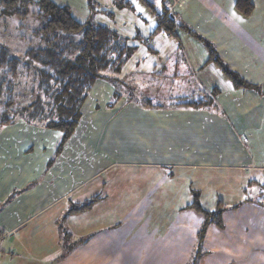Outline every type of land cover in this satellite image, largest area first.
<instances>
[{
  "label": "crops",
  "instance_id": "crops-1",
  "mask_svg": "<svg viewBox=\"0 0 264 264\" xmlns=\"http://www.w3.org/2000/svg\"><path fill=\"white\" fill-rule=\"evenodd\" d=\"M235 2L236 0H211L212 8L209 10L204 6V10H201L199 0H172L171 9L181 10L182 13L176 17L181 26L187 29L190 22L185 15L188 19H193L191 27L197 32L193 33L216 47L220 61L252 85V88H236L222 69L210 62L205 44L186 30L177 31L175 36L168 34L164 41L170 46L178 44L182 48L188 42L196 47L197 43L204 46L206 51L184 49L185 68H180L177 63H170L182 51H168L170 53L166 55L165 64H160L159 67L162 68L160 79L173 84L174 88L175 82L190 78L189 97L196 98L199 95L200 100L207 103L198 108L183 109L185 107H180L177 101L189 102L188 98L177 93L173 96L175 98H171V106L168 107L143 109L134 104L132 108L144 116V125L168 130V123L162 121V118L170 115L175 120V133L166 135L163 139L165 143L162 140L157 143L153 137L144 135L143 142L148 147L149 155L143 164L136 165L135 162L131 163L132 166L126 165L127 163L118 162L113 156L103 153H100L103 158L99 159V97L103 95L102 87L106 85L108 87L104 96L108 100L115 92V88L106 81L96 82L83 106L81 122L89 126L88 131L81 130L80 134H75L57 158L55 150L61 143L58 131L27 124L21 119L14 125L0 127V264L117 263L113 259L119 258L120 247L145 249L142 255L135 251L129 262L141 261V257L147 255L145 261L152 263L157 257L149 259L151 248L167 249L180 243L174 228L178 225L176 217L193 208H189L190 204L185 206L181 202L176 204L173 201L169 204L173 194L167 191L148 194V198L154 195L152 199L163 200L167 205L159 213L152 211V204V207L144 209L143 223L137 217L139 213L136 208L126 210L127 215H124L127 216V227L129 230H136L133 239H119L122 236L119 234L126 230L121 226L111 227L108 219L112 215L110 211L108 216L101 214L99 222V203L103 202L102 198L91 210L71 213L75 207L99 196V189L108 182V178L104 183L100 182L99 177L105 173L114 171V174L128 167L163 168L186 174L189 182L198 170L218 169L239 174L243 172L257 183L258 177L264 174V50L255 40L260 44L264 38L260 39L254 33L252 18L241 19L246 27L241 38L247 40L241 51L221 49L211 37L212 34H219L225 38L228 33L231 36L238 33V30L232 29L234 14L237 12L234 9ZM206 27L208 31L205 30ZM157 54L162 56V51H157ZM158 66L156 64L149 68V75L159 73ZM211 94L214 96L213 100ZM202 96H206V99ZM130 100L133 101L127 97L125 102ZM121 104L123 106L120 109L126 107L124 101ZM156 109L158 111H152ZM151 116L156 117V120L151 119ZM133 142L136 143L131 139L130 143ZM229 153L233 154L232 157H229ZM252 173L255 175H251ZM181 174L175 176L172 173L169 177L183 179ZM109 178L113 182L114 178ZM98 182L99 187L94 185ZM152 217H158L157 222H153ZM138 220L139 227H131ZM210 228L225 232L224 227L211 225ZM241 233L237 232V239ZM109 235H115V238L103 239ZM197 241L195 248L200 250L206 237L201 242L199 238ZM258 249L259 247L251 248L250 257L238 256L231 258L233 260L219 254V257H223H220V261L216 257V262H262L264 258L262 252L258 255ZM209 252L213 253V250L209 248Z\"/></svg>",
  "mask_w": 264,
  "mask_h": 264
},
{
  "label": "rangeland",
  "instance_id": "rangeland-1",
  "mask_svg": "<svg viewBox=\"0 0 264 264\" xmlns=\"http://www.w3.org/2000/svg\"><path fill=\"white\" fill-rule=\"evenodd\" d=\"M29 1V5H26L27 8L20 7L24 13L26 10L25 16L9 14L0 4V53L2 51H9L11 56L22 58L28 49L43 45L40 30L44 26V21L39 19L42 13L37 4L39 0ZM52 1L60 6L69 7L77 21L107 26L118 33L120 37L126 39L130 47H136L135 51L137 52L123 69L120 76L121 80L116 87L114 86L117 91L119 90L123 94L121 100L111 108L109 104L113 100L115 92L111 95L110 100L104 96L108 85L102 87L103 95L100 93L99 159L103 158L100 154L103 153V155L113 156L118 162L127 163L126 165L132 166L131 163L135 162L136 165L143 164L146 156L149 155L147 152L148 147L143 142L144 135H147L149 138L153 137L157 143L160 140L165 143L163 140L165 136L175 133L173 129L175 128V120L174 116L170 115L162 118V121L168 123V130H161L159 126H147L144 125L146 122L143 114L132 107L135 106L134 104L141 107L140 104L144 100L151 101L154 105L168 107L171 106V98H175L173 96H176L177 93L186 96L189 102L191 100L192 102L203 101L200 100L199 95L196 98L189 97V94H191L190 78L175 82L176 88H173V84H167L160 79L162 68L159 69V67L160 64H165L166 55L170 53L168 51H182L180 54L174 56L170 63H177L180 68H185L183 53H186L185 51L188 49H194L195 51L203 49V51H206L205 47L203 46V48L197 43L195 44L196 47H192L186 41L187 45L186 47H182V49L178 44L177 46H170L164 41V37L169 34L168 29L173 30L176 27L177 32L183 30L181 27H184L188 31L187 27L181 26L176 17L182 13L181 10L179 8H172L174 11L171 13L172 0H129L131 4L126 8L117 7L115 0ZM199 1V5L201 6H198L199 9L204 10V6L209 10L212 8L210 5L211 0ZM251 3L254 8L250 15H246L236 8L237 0L234 3V9L237 12L234 14L235 20L232 29L238 30L235 36H231L230 33L225 38L219 34L211 35L221 49L241 51V47L246 46L247 40L241 38V34L246 29L241 19L252 18V25H255L254 33H256L257 37L260 36V39L264 38V0H253ZM159 16H162V21H159ZM185 17L190 22L187 25L190 33H197L191 27L193 19H188L186 15ZM168 18H171V23L166 21ZM160 23L164 25V29L162 30L158 29ZM205 30L208 31L207 27ZM200 32L203 33L202 31ZM199 38L202 37L199 36ZM255 42L264 50V40L260 44L258 40H255ZM214 50H217L216 47ZM157 51H162V56H158ZM156 64L159 65L158 69L160 72L157 73L158 75H149V71L147 70ZM129 80L130 83L128 84ZM107 83L112 85L109 81ZM127 97L132 98L133 101L130 100V103L125 102ZM202 97L206 99V96ZM211 98L213 100L214 96L212 95ZM44 99L40 103H43L45 107L46 101ZM123 101L126 107L120 109L119 107L123 106L121 104ZM177 102V104H180L182 101ZM152 111H158V109ZM40 119L43 124H46L52 118ZM151 119L156 120V117L151 116ZM81 123L76 129L77 132L75 131V134H80L81 130L88 131L89 126ZM128 134L130 135L128 136ZM131 139H134L136 143H130ZM232 155V153H229V157H232ZM157 159L161 160L160 157H157ZM92 170L94 171V169ZM113 172L105 173L101 178L99 177L102 183L107 181L106 179L108 178L106 185L102 189H99V196L103 201L99 203V222L101 214L108 216L107 213L110 211L112 215L108 219H110L109 223L111 227L118 228L121 226L123 230H126L119 234L122 235L119 238L120 240L133 239L136 231L135 229L129 230L127 227L126 210L132 209L131 207L136 208L139 213L137 217H140L139 219L143 223L144 209H148L152 204V211L159 213L167 205L163 200L152 199L156 193H160L159 191H163V193L167 191L173 194L172 199L169 200V204L174 201L176 204L181 202L186 206V204L191 205L195 203L197 199L204 210L213 212L223 211L222 226H224L225 232H220L216 228H208L205 234L206 242L198 250V247L195 248V246L198 244L197 239L201 238L199 233L202 226H204V218L194 209L185 210L176 217L178 225L174 226L175 234L180 243L173 244V246L167 249L165 247L151 248L152 254L149 259L157 257L152 263L145 261L147 255L141 257V261L129 262L130 257L133 256L135 251H139V254L142 255L145 249L120 247L119 258L113 259L117 263L103 261L100 264H217V258L220 261V257H223L221 255L219 257V254L225 255L230 260L238 256L249 255L250 257L249 250L253 247H259L258 255L262 252L264 258V174L258 177L256 183L250 177L243 174V172L239 174L234 171L218 169L198 170L189 182L186 174L171 172L169 169L163 168L158 170L145 169L144 167H128L118 170L114 174ZM172 173L175 176L181 174L183 179L170 178L169 176ZM251 175H255V173ZM109 177L114 178L113 182ZM148 178H151V180L148 181ZM94 185L99 187V182ZM149 193L154 195L148 198ZM167 194L170 195L169 193ZM189 208L191 207L189 206ZM123 215L124 217L122 218ZM157 219L158 217H152L153 222H157ZM131 227H139V220L137 223L132 224ZM239 231L242 233L240 234V238L237 239L236 234ZM158 236L159 234H157ZM225 237L227 238L224 240ZM114 238L115 235H109L103 239L111 240ZM208 243L210 244L208 245ZM209 248L213 250V253L209 252ZM96 264H99V261ZM246 264H264V261H250L246 262Z\"/></svg>",
  "mask_w": 264,
  "mask_h": 264
},
{
  "label": "trees",
  "instance_id": "trees-1",
  "mask_svg": "<svg viewBox=\"0 0 264 264\" xmlns=\"http://www.w3.org/2000/svg\"><path fill=\"white\" fill-rule=\"evenodd\" d=\"M29 3V0H0L7 13L20 16L27 13L20 7L27 8ZM115 3L119 8L131 4L129 0H115ZM37 4L42 12L39 19L44 21L40 30L43 45L28 49L22 58L11 56L9 51L0 53V127L14 125L21 119L27 124L58 131L61 143L55 150L57 158L74 136L82 120V108L96 82L109 81L116 87L123 69L137 51L109 27L77 21L67 6H60L52 0H39ZM236 8L250 15L254 6L250 0H237ZM170 19L166 21L171 23ZM162 20L159 16V21ZM158 29H164L163 23ZM176 29H168L169 34L175 36ZM193 36L205 44L210 62H215L236 88H252L220 61L212 44L195 34ZM122 96L115 88L109 107L113 108ZM42 99L46 101L45 107L40 103ZM205 103L195 101L178 105L196 108L205 106ZM140 105L143 109L160 108V105L145 100ZM47 117L52 119L43 124L40 118ZM98 202H101L100 196L75 207L71 213L91 210ZM190 207L204 218L200 242L211 225L224 227L223 211L204 210L197 199Z\"/></svg>",
  "mask_w": 264,
  "mask_h": 264
}]
</instances>
